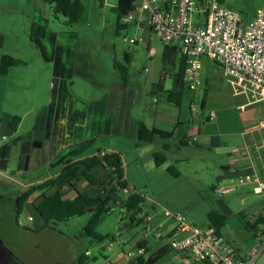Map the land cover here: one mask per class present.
<instances>
[{"label": "rangeland", "instance_id": "374dc122", "mask_svg": "<svg viewBox=\"0 0 264 264\" xmlns=\"http://www.w3.org/2000/svg\"><path fill=\"white\" fill-rule=\"evenodd\" d=\"M80 1L84 7L81 18L67 25L62 15L54 13L53 5L43 0H0L4 6L0 9V33L5 37L0 52L23 62L1 79L0 107L14 116L25 115L20 135L31 129L36 113L50 111L55 95L54 63L42 51L51 53L57 41L58 50H64L65 58L71 59L70 76L66 79L68 96L85 106L104 97L109 99V131H95L82 157L98 150L119 153L129 188L143 197L142 212L137 217L145 215L152 224L144 221L130 225L126 210L114 204L96 228L100 235L107 236L101 242L83 234L88 215L57 223L39 233L17 228L9 200V193L16 188L0 174V238L4 245L24 264H75L77 256L86 252L84 264H127L126 255L147 227L148 256L156 249L151 235L160 231L163 234L171 227L165 212L205 227L207 213L218 210L227 216L222 234L242 253L255 251L258 256L253 264H264L262 243L244 227L247 219L253 221L256 215L264 214V195L254 194L249 184L223 195L212 190L233 186L238 177L253 172L264 181V148L258 129V122L264 117L262 105L248 104L249 96H235L220 68L206 57L201 58V85L195 92L186 90L179 107L165 103L161 93L155 103L149 95L152 84L164 71L168 75L165 88L171 87L168 78L173 71L172 66H162L163 46L157 35L150 34L146 26L136 29L129 23L116 34L112 11L116 0ZM219 1L246 23L252 20L255 10H264V0ZM134 37L141 41L130 44ZM126 54L131 55L129 81L121 85L113 63H124ZM177 117L182 124L175 127ZM137 120L147 125L154 120L171 134L166 140L170 146L166 160L160 166L152 157L159 148L134 139ZM182 134L190 137L185 145L178 143ZM168 167L178 175L169 173ZM44 172L41 157L39 164L28 171L30 178L44 176ZM11 178H17V174ZM118 197L123 199L125 194L120 192ZM29 215L35 217L33 209L26 207L19 219L23 227L32 230L37 219L29 222ZM157 243L165 250L169 240L163 238ZM152 264L182 263L176 253L167 251Z\"/></svg>", "mask_w": 264, "mask_h": 264}, {"label": "built area", "instance_id": "2783aa9c", "mask_svg": "<svg viewBox=\"0 0 264 264\" xmlns=\"http://www.w3.org/2000/svg\"><path fill=\"white\" fill-rule=\"evenodd\" d=\"M122 19L135 27L146 26L162 46H174L186 57L183 81L189 91L195 92L201 85V58L206 57L220 68L235 96H249L248 104L260 103L264 109V10H255L252 20L246 23L217 0H134L133 10ZM140 41L134 37L129 43ZM258 129L264 132V117ZM2 173L10 176L9 172ZM245 184L251 185L254 194L264 195V181L255 172L214 192L223 195ZM164 216L172 222L169 248L182 264H253L258 256L250 252L235 260V246L213 227H198L177 214L165 212ZM18 224L23 225L20 220ZM148 224H152L150 219ZM255 239L264 247V224ZM144 252L143 247L134 248L126 255L127 264H136Z\"/></svg>", "mask_w": 264, "mask_h": 264}, {"label": "trees", "instance_id": "16d2710c", "mask_svg": "<svg viewBox=\"0 0 264 264\" xmlns=\"http://www.w3.org/2000/svg\"><path fill=\"white\" fill-rule=\"evenodd\" d=\"M45 3L53 5L54 13L62 15L67 25L76 23L84 12V7L80 0H43ZM219 3L220 1L217 0ZM134 0H116L112 11L116 16L115 28L116 34L126 27L128 23L121 22L130 11L133 10ZM4 35L0 33V48L4 44ZM131 61V55L126 54L124 63L114 61L113 67L117 71L118 80L121 85H126L129 81L128 66ZM186 57L174 46H163L161 63L162 66H172V73L169 75L174 79V89L165 90V78L168 76L161 71L156 83L152 84L149 95L158 102L156 96L161 93L164 102L179 107L182 103L184 93L188 90L184 84V71L186 67ZM23 62L13 58L11 55L3 54L0 56V76H5L13 67L22 65ZM204 106V99L201 101ZM209 119V118H208ZM20 122V117L12 116L9 121V127L14 132ZM135 137L137 143L152 144L157 139L164 142L159 146V151L153 152L152 157L156 166H160L166 160V153L169 150V144L166 140L171 134L157 128H148L143 120H137L134 125ZM181 140V144H182ZM180 144V145H181ZM186 144V143H185ZM184 144V145H185ZM169 173L178 175L176 170L168 167ZM126 190L127 193L123 191ZM125 194L123 199L119 200L118 194ZM38 193V196L30 203L43 221V226L38 230L19 225V216L24 211V206L29 197ZM70 194L73 196L68 197ZM143 197L137 192L132 191L124 179V169L121 155L117 152L103 153L86 156L82 159H67L63 162L59 172L52 178L46 179L25 192L16 196L13 203V223L17 228L39 233L50 228L57 223L67 222L70 219L82 215H88V220L83 228V234L96 241L101 242L107 236L100 235L96 228L102 218L108 214L114 204L123 207L129 215V224H139L146 221V216L137 217L142 212ZM207 226L213 227L218 233L224 227L227 216L218 210H211L206 215ZM264 224V215H256L253 221L247 219L244 227L256 236L261 226ZM145 243H138L136 247H143L144 255L136 259V264H152L160 256L164 255L166 249L160 248L154 256H148ZM135 247V248H136ZM86 254H79L75 264H84L87 260ZM198 264H210L200 262Z\"/></svg>", "mask_w": 264, "mask_h": 264}, {"label": "crops", "instance_id": "0c3cea01", "mask_svg": "<svg viewBox=\"0 0 264 264\" xmlns=\"http://www.w3.org/2000/svg\"><path fill=\"white\" fill-rule=\"evenodd\" d=\"M3 8L4 6L0 5V9ZM34 24L36 23L34 22ZM144 27L145 26L135 27V28L143 29ZM50 39L51 41H54L52 37ZM4 42H5V38H4ZM57 47L58 45L56 41L55 49L51 53H48L47 51H42L45 58L48 61H52L54 63L53 74L55 79V95L51 104L50 111L47 112L44 109L36 113L33 118L31 129L20 135V129L21 126L24 124L25 115L24 117L19 116L20 122L17 126L16 131L13 132L9 127V121L11 117L14 116L13 113L11 112L6 113L0 107V171H1L0 174H3L2 172L7 171L8 169L11 170L10 176L8 178L5 177L4 174L3 177L8 179V181L11 182V184L14 185V187L16 188L14 189V191H11V193H9V200L12 203H14V200L18 194L25 192L27 189L37 184H40L46 179L54 177L61 169L63 162L66 161L67 159L78 160L84 158L82 157L84 156L82 154L89 149V145L92 142V138L95 134V131H99V130L105 132L109 131V126H110L109 120L108 118H106L109 107V99L104 97L100 101L92 102L85 106L73 100L71 97H69L67 94L66 79L70 76L71 59L68 60L67 58H65L64 50L61 49L58 50ZM145 47L147 48L146 45ZM3 54L5 53L0 52V56ZM7 76L8 73L5 76H0V89L1 87H3L2 86L3 80L1 79ZM168 79H170L171 87L165 88V84H166L165 82L164 89L173 90L174 79L173 77H169ZM14 101L17 102V100ZM154 102L156 103L155 99ZM191 106L192 104H189L190 110H192ZM148 110L150 112L151 109ZM152 113L153 115L156 114L155 111H153ZM151 121L152 122L150 123V125H147L144 122L148 128H157L166 131L165 129L158 127L157 123L154 120ZM180 124H182V122L177 117L176 125L173 126L176 127L179 126ZM133 132H134V139H136L135 130ZM260 132L262 133L261 138L264 143V132L263 131ZM9 139L11 140L8 142ZM183 139L184 141H182L181 144V140ZM189 139L190 137L188 136V134H182L180 135V140L178 141V143L181 145H184L185 143L187 144L189 142ZM163 142H164L163 140L157 139L153 143L156 146V148H159V146H161ZM98 151H101L103 153L116 152L110 150L107 151L98 150ZM98 151L90 154L89 156L97 154ZM40 157L42 163H44L45 175L44 176H41V174L39 176L34 175V177L30 178L28 171H30V169L34 168L35 166H37V164H39ZM12 174L13 175L17 174V178H11V176H13ZM124 179L128 183L125 175H124ZM129 184L130 183H128V186ZM214 189L215 188L213 187L212 189L213 192ZM37 196H38L37 193L32 194L24 206V211L26 207H31L33 209V213L35 216V217H31L29 215L27 217V221L29 222L31 221L35 223L34 220L35 218L37 219L35 228L32 230L41 229V227L43 226V221L41 220L38 213L30 204ZM72 196L73 195L70 194L68 197L71 198ZM12 211H13V206H12ZM28 218H31V220H28ZM149 219H150L149 217H146L145 220L148 221ZM169 225H171V227L169 229H166L164 234L158 236L161 232L160 231L156 235H151L154 244L156 246V249L152 253H150L149 256H154L157 253V251L160 248H162V246L159 245L160 243H157V241L163 238L168 239L169 236L168 232L172 229L171 220ZM147 233L148 230L146 229L143 235L135 239L134 247H133L134 249L138 243H145L144 244L145 248L148 251L147 254L145 255V258L148 257L150 251ZM220 233L222 236H224L221 231ZM224 238L230 243H232L230 239H227L225 236ZM254 240H256L255 237ZM235 248H236L235 260H238L242 258L245 253H242L239 247L235 246ZM166 249H167L166 252L172 251L169 248V244ZM251 252H255V251H251Z\"/></svg>", "mask_w": 264, "mask_h": 264}, {"label": "water", "instance_id": "95a60500", "mask_svg": "<svg viewBox=\"0 0 264 264\" xmlns=\"http://www.w3.org/2000/svg\"><path fill=\"white\" fill-rule=\"evenodd\" d=\"M0 264H24L3 243L0 238Z\"/></svg>", "mask_w": 264, "mask_h": 264}]
</instances>
